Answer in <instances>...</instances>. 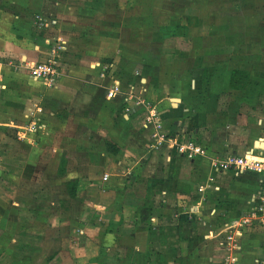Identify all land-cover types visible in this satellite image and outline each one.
Masks as SVG:
<instances>
[{"label":"crops","instance_id":"0c3cea01","mask_svg":"<svg viewBox=\"0 0 264 264\" xmlns=\"http://www.w3.org/2000/svg\"><path fill=\"white\" fill-rule=\"evenodd\" d=\"M109 2L0 0V137L18 138L16 122L38 125L23 133L22 154L40 186L8 199L0 264H223V249L233 264H264V243L251 238L258 230L241 224L262 176L219 165L229 155L264 160V84L252 98V83H229L246 98L221 112L215 82L199 84L195 71L184 88L185 46L128 54L112 76L105 40L92 30L108 22ZM56 46L65 51L48 86L29 66L47 62ZM151 111L179 145L155 139ZM181 142L203 153L190 157Z\"/></svg>","mask_w":264,"mask_h":264},{"label":"rangeland","instance_id":"374dc122","mask_svg":"<svg viewBox=\"0 0 264 264\" xmlns=\"http://www.w3.org/2000/svg\"><path fill=\"white\" fill-rule=\"evenodd\" d=\"M109 3L108 22L103 25L93 23L92 30L105 40L104 53L111 55L109 60L112 67L108 68H111L112 76L120 74L122 62L128 65V54L138 56L140 52L161 56L167 47L171 46L168 51H173L176 46H182V49L186 47L183 51H187L188 55L179 61L185 72L189 74L190 71L189 76L185 74L187 81L184 88H191L189 84L195 81L192 78V72L195 71L200 74L199 84L205 86L215 82L221 88L218 92L220 100H226L220 101L222 105L218 107L219 111L234 109L231 108L232 101L235 104L246 98V92H234L229 83L236 88L252 83L253 91L248 93V97H258L263 93L260 85L264 84V0H130V3L128 0L129 6L127 2L121 1V10L115 7V0ZM137 5L139 8L135 9ZM124 7H128L127 10L123 11ZM99 30H102L101 33ZM180 36L187 37V42L176 41ZM57 46L51 55H62L65 51V47ZM123 53L126 59L119 60L117 56ZM247 65L253 67L249 69L254 72L252 76L248 68L245 69ZM234 68H244V71L234 74ZM201 69L203 72H199ZM16 127L18 138L0 137V163L10 162L19 168L0 170L1 223L3 214L8 212V199L30 198L32 192L37 195L40 190L37 172L31 180L28 179L30 171L24 167L27 156L22 154L26 149L23 141L28 140L23 133L30 130L31 125L16 122ZM4 129L5 125H0V131ZM11 174L12 179L6 181ZM75 190L76 187H73L72 191ZM263 230L256 231L251 238L264 243ZM227 251H218L217 260L228 258ZM5 257L4 262L7 259Z\"/></svg>","mask_w":264,"mask_h":264},{"label":"built area","instance_id":"2783aa9c","mask_svg":"<svg viewBox=\"0 0 264 264\" xmlns=\"http://www.w3.org/2000/svg\"><path fill=\"white\" fill-rule=\"evenodd\" d=\"M30 74L33 78L41 79L48 86L55 82L60 74L59 63H58V55L53 54L49 58L47 62H43L40 64H34L29 66ZM148 123H154L156 129L158 131L155 133L154 137L159 142H163L164 140H168L169 142L179 145V141L177 138H167L166 134L162 131V126L160 124V119L157 116L156 112H150V115L147 118ZM35 123H33L30 127V130L34 129ZM182 149L184 152H188L190 157H193L197 154H202L203 150L200 146H193L191 144L184 145L181 142ZM219 163V162H218ZM219 165L222 169H238L239 172H245L247 170L254 171L262 176L260 181V186L254 197L252 198V208L244 215L241 220V224L243 225L242 230H246L248 232H252L259 229H264V160H260L257 157H237L234 155H229L225 159H223ZM234 236L229 233L227 237V247L231 246V242L233 241ZM236 258L232 256H228L223 261V264H233Z\"/></svg>","mask_w":264,"mask_h":264},{"label":"trees","instance_id":"16d2710c","mask_svg":"<svg viewBox=\"0 0 264 264\" xmlns=\"http://www.w3.org/2000/svg\"><path fill=\"white\" fill-rule=\"evenodd\" d=\"M234 74H235V72H233ZM74 194V193H73ZM73 194H71V195H73Z\"/></svg>","mask_w":264,"mask_h":264}]
</instances>
